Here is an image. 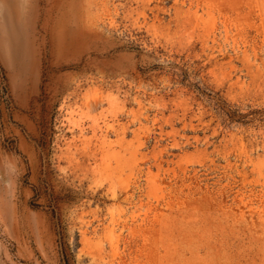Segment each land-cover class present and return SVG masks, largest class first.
<instances>
[{
  "label": "rangeland",
  "instance_id": "rangeland-1",
  "mask_svg": "<svg viewBox=\"0 0 264 264\" xmlns=\"http://www.w3.org/2000/svg\"><path fill=\"white\" fill-rule=\"evenodd\" d=\"M0 264H264V0H0Z\"/></svg>",
  "mask_w": 264,
  "mask_h": 264
}]
</instances>
